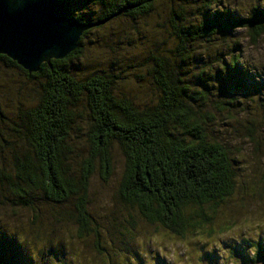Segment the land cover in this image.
Returning a JSON list of instances; mask_svg holds the SVG:
<instances>
[{"label":"trees","instance_id":"16d2710c","mask_svg":"<svg viewBox=\"0 0 264 264\" xmlns=\"http://www.w3.org/2000/svg\"><path fill=\"white\" fill-rule=\"evenodd\" d=\"M58 2L71 19L91 25L73 52L43 63L32 74L0 55V66L26 78L17 86L0 73V264H34L32 257L25 262L10 257L15 247L34 243L56 247L69 264H88L77 258L72 243L89 238L99 248L105 234L118 250L100 264H114L120 250L131 248L140 222L176 240L209 236L222 205L241 189L237 162L218 124L237 121V110L244 106L240 97L260 93L253 83L257 78L250 75L256 69L244 62L238 35L244 33L252 47L264 38V2ZM116 22L130 23L136 32L142 23H150V45L127 59L135 60L127 67L141 84L150 86L151 93L141 100L120 91V82L127 80L123 69L82 74L75 65L84 55L87 37ZM128 34L118 28L108 40L104 34L95 41L116 59L119 50H126L121 44ZM243 123L249 141L256 144L254 133L262 120ZM83 137L87 149L78 145ZM116 155L124 160L116 198L125 218L119 221L114 215L105 231L102 219L89 211V188L96 173L103 180L109 177ZM18 210H27L30 218L17 220ZM8 227L12 242L3 232ZM250 260L264 263L261 244Z\"/></svg>","mask_w":264,"mask_h":264},{"label":"rangeland","instance_id":"374dc122","mask_svg":"<svg viewBox=\"0 0 264 264\" xmlns=\"http://www.w3.org/2000/svg\"><path fill=\"white\" fill-rule=\"evenodd\" d=\"M250 2L251 0H244L247 5ZM86 12L88 13L87 8ZM143 25L140 26V31L136 32L132 30L130 23H110L99 33L87 37L86 50H84L82 59L75 61L76 68H81L82 74L95 70L120 73L123 69V76L126 75L124 79L127 80L124 83L120 82L118 86L120 91L123 89L125 92L134 93L141 100L142 96L150 91V86L141 84L135 70L127 67V65H133L135 60L127 59H131L135 54L140 56L144 52L142 51L144 47L150 45L151 38L147 32V29H150V23ZM118 28H125L130 34H128V39L121 44V47H125L126 50H119L115 59L109 54V50L104 49L102 45L98 46L100 42L95 41V37L101 38V35L105 34L103 39L106 41L111 32L118 31ZM238 36L241 37L244 47V62L249 64L250 68L256 69L250 71V75L258 80L253 83H256L259 89L261 88L257 96L243 95L240 97L244 99V106L237 110V121L225 120L220 126L218 124V130H222L224 142L237 162L238 187L241 189L238 188L236 194L222 205L221 211L209 227L211 231L209 236L204 233L192 234L183 241L176 240L165 230L149 228L144 222H140L138 230L132 235L131 248L129 244L126 247V249L130 248L129 250H120L116 254L117 262L115 261L114 264H254L250 258L256 244H261L264 249V38L252 47L249 46L244 33H239ZM110 38L113 40L112 36ZM11 71L3 65L0 66V73H5L8 79L13 80L19 86L26 78L17 70ZM27 85L28 89L32 88V85ZM248 118L262 120V126L254 133L256 144L251 143L247 136L248 132L243 122ZM78 145L87 149L86 137L78 140ZM115 150L117 151V148ZM123 168L124 160L116 155L113 172L109 177L103 180L100 174L96 173L91 180L89 211L94 214V217L102 219L99 222H104L102 227L105 231L109 230L108 226L112 224L114 215L119 221H124L125 218V212L116 198ZM132 214L136 213L132 212ZM16 215L17 220L21 222H25L31 216L27 210H18ZM45 217L47 218L46 223H49V215L45 213ZM4 230V234L12 242L11 229L8 227ZM52 239L51 243L54 245L56 238ZM72 244L75 246L77 258L85 260L88 264H100L104 259L110 261L108 258L110 253L118 250L115 246L111 247L110 238L106 234L100 239L99 248L94 245L95 241L89 238ZM26 247V250L21 246L20 249L15 247V254L10 255L12 260L25 262L32 257L34 264H69L66 256L62 258L56 247L48 243L45 245L34 243L33 246L26 245ZM40 249L42 254L39 253ZM207 257L212 258V261L209 262Z\"/></svg>","mask_w":264,"mask_h":264},{"label":"water","instance_id":"95a60500","mask_svg":"<svg viewBox=\"0 0 264 264\" xmlns=\"http://www.w3.org/2000/svg\"><path fill=\"white\" fill-rule=\"evenodd\" d=\"M90 27L71 19L58 0H0V55L37 73L73 52Z\"/></svg>","mask_w":264,"mask_h":264}]
</instances>
